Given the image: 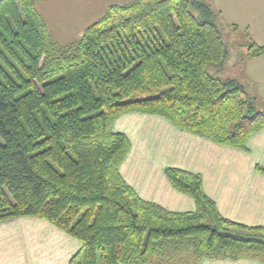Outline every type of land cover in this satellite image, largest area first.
I'll return each instance as SVG.
<instances>
[{"label":"trees","instance_id":"obj_1","mask_svg":"<svg viewBox=\"0 0 264 264\" xmlns=\"http://www.w3.org/2000/svg\"><path fill=\"white\" fill-rule=\"evenodd\" d=\"M37 1L0 0V221L39 218L70 235L81 247L69 264H144L172 252L182 264L264 263V227L223 217L200 174L164 171L194 200L186 212L141 199L120 174L131 150L113 130L123 114L243 151L264 130V107L225 75L219 13L204 0H131L59 49ZM245 33V57L262 56L264 44Z\"/></svg>","mask_w":264,"mask_h":264},{"label":"crops","instance_id":"obj_2","mask_svg":"<svg viewBox=\"0 0 264 264\" xmlns=\"http://www.w3.org/2000/svg\"><path fill=\"white\" fill-rule=\"evenodd\" d=\"M213 2L210 4L223 23L245 30L255 44H264V0ZM241 62L238 72L253 86L257 101L264 104V54L254 59L244 57ZM123 115L115 120L113 130L128 137L131 150L120 166V174L141 199L171 212L193 211L194 200L176 191L165 175L166 168H177L201 175L205 194L223 217L246 226L264 227V174L255 169L264 166V159L250 160L256 154L264 157V130L251 135L245 144L247 151H243L179 130L157 116ZM133 120L145 126L150 136H137L136 127L127 129V122ZM135 142L143 146L137 159ZM153 160L168 163L161 166ZM80 247L76 239L39 218L0 221V264H69ZM198 264L264 263L202 259Z\"/></svg>","mask_w":264,"mask_h":264},{"label":"rangeland","instance_id":"obj_3","mask_svg":"<svg viewBox=\"0 0 264 264\" xmlns=\"http://www.w3.org/2000/svg\"><path fill=\"white\" fill-rule=\"evenodd\" d=\"M129 1L131 0H38L36 2V8L58 48L62 49L68 45L76 43L80 39L83 31L101 18L109 6L122 5L128 3ZM204 1L209 2V4L214 3L213 0ZM211 7L213 6L211 5ZM216 13L218 12L216 11ZM218 19L220 29L224 33L225 40L229 47V57L227 60L225 75L236 76L242 79L248 93L254 96L256 94H254L253 86L248 84L245 78L242 77V74L238 72V68L240 70L242 68L241 60L245 57L248 47V39L246 37L245 30H238L237 28V31H233L231 27L235 25H226L222 22V20H220V16ZM257 104L260 108L264 107V104L258 101ZM116 124L119 123L117 122ZM127 124V129H131L133 127L138 128V132L136 133L137 136H150L146 127L138 124L137 120L127 122ZM115 129L117 128L115 127ZM142 147V144H139V142L136 143V148H138L139 151L136 153V159L140 156ZM262 159H264V157L259 156V154L250 157V160ZM136 161L145 162V160ZM153 161H158L161 166L163 163H168V160ZM180 256V253L176 252L169 253L168 256L153 254L148 257L144 264H182L180 262Z\"/></svg>","mask_w":264,"mask_h":264}]
</instances>
